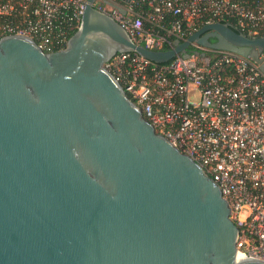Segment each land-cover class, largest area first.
Instances as JSON below:
<instances>
[{"label":"water","instance_id":"water-1","mask_svg":"<svg viewBox=\"0 0 264 264\" xmlns=\"http://www.w3.org/2000/svg\"><path fill=\"white\" fill-rule=\"evenodd\" d=\"M93 2L63 49L0 37V264H264L238 255L217 184L103 65L122 51L164 63L196 42L264 74V37L214 21L148 48Z\"/></svg>","mask_w":264,"mask_h":264},{"label":"built area","instance_id":"built-area-1","mask_svg":"<svg viewBox=\"0 0 264 264\" xmlns=\"http://www.w3.org/2000/svg\"><path fill=\"white\" fill-rule=\"evenodd\" d=\"M98 1L95 8L148 48L171 47L214 21L264 37V0ZM86 3L0 0V37L20 34L45 52L63 49ZM188 52L156 63L122 51L103 65L155 131L217 184L238 228V255L264 260V74L256 61L232 51L192 42Z\"/></svg>","mask_w":264,"mask_h":264},{"label":"trees","instance_id":"trees-1","mask_svg":"<svg viewBox=\"0 0 264 264\" xmlns=\"http://www.w3.org/2000/svg\"><path fill=\"white\" fill-rule=\"evenodd\" d=\"M141 7L144 8V9L149 8V6L147 5L146 2L142 3ZM169 47H170V45H164L161 49H167Z\"/></svg>","mask_w":264,"mask_h":264},{"label":"flooded vegetation","instance_id":"flooded-vegetation-1","mask_svg":"<svg viewBox=\"0 0 264 264\" xmlns=\"http://www.w3.org/2000/svg\"><path fill=\"white\" fill-rule=\"evenodd\" d=\"M209 41L210 42H213L214 41V38H209ZM188 50H190V46L188 47Z\"/></svg>","mask_w":264,"mask_h":264},{"label":"rangeland","instance_id":"rangeland-1","mask_svg":"<svg viewBox=\"0 0 264 264\" xmlns=\"http://www.w3.org/2000/svg\"><path fill=\"white\" fill-rule=\"evenodd\" d=\"M97 2H99V1L97 0Z\"/></svg>","mask_w":264,"mask_h":264}]
</instances>
